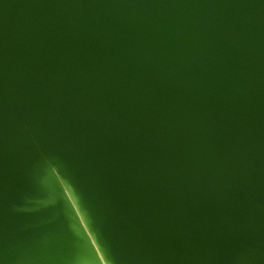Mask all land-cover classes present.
I'll list each match as a JSON object with an SVG mask.
<instances>
[{"label":"water","instance_id":"1","mask_svg":"<svg viewBox=\"0 0 264 264\" xmlns=\"http://www.w3.org/2000/svg\"><path fill=\"white\" fill-rule=\"evenodd\" d=\"M0 264H264V0H0Z\"/></svg>","mask_w":264,"mask_h":264}]
</instances>
